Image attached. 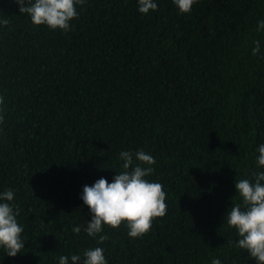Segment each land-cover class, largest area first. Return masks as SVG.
I'll return each instance as SVG.
<instances>
[{
    "label": "trees",
    "instance_id": "obj_1",
    "mask_svg": "<svg viewBox=\"0 0 264 264\" xmlns=\"http://www.w3.org/2000/svg\"><path fill=\"white\" fill-rule=\"evenodd\" d=\"M86 0L68 32L34 25L0 0V191L12 189L25 247L0 264H57L101 246L108 264H256L225 214L234 182L255 171L264 143V0H195L180 14L157 0ZM143 149L166 192V214L142 238L90 219L85 184L119 171L118 153Z\"/></svg>",
    "mask_w": 264,
    "mask_h": 264
},
{
    "label": "clouds",
    "instance_id": "obj_2",
    "mask_svg": "<svg viewBox=\"0 0 264 264\" xmlns=\"http://www.w3.org/2000/svg\"><path fill=\"white\" fill-rule=\"evenodd\" d=\"M19 12L26 13L34 25H46L51 30L68 32L72 21L79 16L78 7L86 0H15ZM137 11L148 14L158 8L157 0H136ZM178 13H190L195 0H172ZM7 20H0L6 24ZM256 31H264V19L257 22ZM251 53L264 58L262 42L253 39ZM3 97H0V122L4 120ZM255 171L247 178L235 180V197L225 214L224 221L233 229L234 247L246 250L256 264H264V143L256 149ZM119 171L109 181L101 176L91 185L85 184L80 199L87 206L90 219L82 225L74 224L73 233L83 232L96 239L99 245L107 239L106 227L118 228L123 224L130 238H142L152 226L153 219L166 214V192L159 181L149 179L154 173V157L143 149H126L118 153ZM20 208L12 189L0 191V249L6 255L16 256L25 247L23 225L18 222ZM101 246L85 249L83 253L60 255L57 264H108ZM210 264H222L212 257Z\"/></svg>",
    "mask_w": 264,
    "mask_h": 264
}]
</instances>
